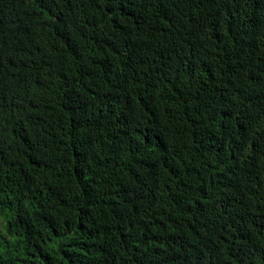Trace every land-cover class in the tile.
Returning a JSON list of instances; mask_svg holds the SVG:
<instances>
[{
  "label": "trees",
  "instance_id": "obj_1",
  "mask_svg": "<svg viewBox=\"0 0 264 264\" xmlns=\"http://www.w3.org/2000/svg\"><path fill=\"white\" fill-rule=\"evenodd\" d=\"M0 264H264V0H0Z\"/></svg>",
  "mask_w": 264,
  "mask_h": 264
}]
</instances>
